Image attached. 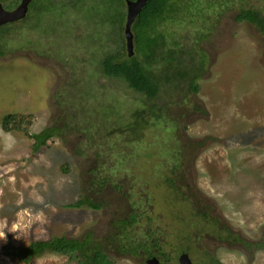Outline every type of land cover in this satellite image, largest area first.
<instances>
[{
    "label": "rangeland",
    "instance_id": "374dc122",
    "mask_svg": "<svg viewBox=\"0 0 264 264\" xmlns=\"http://www.w3.org/2000/svg\"><path fill=\"white\" fill-rule=\"evenodd\" d=\"M249 1L264 9V0ZM45 17L36 29L16 35L18 43H10L0 58V264H19L1 254L7 245L26 246L51 236L77 238L87 231L100 239L111 229V220L132 210L140 215L133 232L137 240L156 238L164 250L180 244L194 264H206L204 254L221 264H264V249L255 247L264 243V39L248 24L236 23L233 12H223L218 17L220 35L206 44L211 54L199 92L188 93L186 107L176 106L179 127L169 122L149 129L145 141L132 148V156L100 153L103 175L111 182L98 190L89 183L97 161L82 132L69 133L65 143L54 139L33 156L32 143L23 134L1 130L3 116L25 113L33 115L31 133H38L60 114L54 105L56 92L71 102L64 94L72 90L68 87L72 69L54 59L52 52L45 51L44 57L32 50L35 45L38 52L51 50L48 41H40L44 35L55 36L53 47H59L58 34L65 24L56 14ZM78 52L80 56L81 49ZM94 81L103 86L99 76ZM112 87L94 85L97 98L91 101H113L123 115L134 95L121 83ZM183 145L191 147L195 159L182 161V168L169 173L179 163ZM101 146L107 150L106 144ZM64 164L69 165L65 174L60 170ZM178 172L186 176L198 204L189 205L162 182L175 179ZM83 192L101 208L68 207ZM191 211L208 212L251 248L218 243L212 224L203 220L200 224ZM147 231L152 237L147 238ZM109 255L114 264L145 262L141 253L136 259ZM32 264L76 263L65 256L44 255Z\"/></svg>",
    "mask_w": 264,
    "mask_h": 264
},
{
    "label": "trees",
    "instance_id": "16d2710c",
    "mask_svg": "<svg viewBox=\"0 0 264 264\" xmlns=\"http://www.w3.org/2000/svg\"><path fill=\"white\" fill-rule=\"evenodd\" d=\"M126 1L136 0H31L22 19L0 26L1 58L6 56L10 43H18L16 35L36 29L43 17L56 14L60 24H65L58 34V48L53 47L57 40L55 36L44 35L40 41L42 44L43 39L48 41L51 50L41 48L38 52L36 48L39 46L36 45L32 50L44 57H47L45 51L52 52L54 59L72 69V81L68 86L72 90L70 94H64L71 102L66 103L61 97L63 94L56 92L54 105L61 110L60 114L53 125L38 133H31L33 115L25 113L3 116L1 130L23 134L32 143L30 149L33 156L49 147L54 139L65 143L69 133L82 132L88 145L93 147L97 161L95 169L90 171L89 183L98 190L111 182L109 175H103L105 171L100 153L132 156V148L145 141L149 129L169 122L179 127L181 120L176 106L183 104L186 107L188 93L199 92V83L207 72L211 54L206 44L220 35L218 17L223 12H233L236 23L248 24L264 39V9L249 0H147L131 24L132 53L129 54L125 40ZM0 4L11 11L17 8L20 0H0ZM73 66L76 67L74 70ZM83 73L87 74L84 79ZM97 76L104 80L101 87L94 81ZM117 83L134 95L132 104L123 115L113 101L104 98L97 104L91 101L97 98L93 94L94 85L108 90L114 89L112 86ZM86 119L94 121V124H86ZM105 144L106 151L100 148ZM194 146L198 147V144ZM190 149L187 145L181 147L179 163L169 173L174 174L182 168V161L195 159L192 152L189 153ZM68 169V164L60 166L63 174ZM175 177H166L162 182L189 205L198 204L199 198L191 192L183 172H178ZM117 188L115 185L114 189ZM68 207L99 210L101 204L83 192ZM139 216L136 210H132L121 218L111 220V229L100 239L94 237L92 231L77 238L51 236L47 240L30 241L26 246L15 248L7 245L1 254L19 264H32L44 255L65 256L76 264H114L110 253L135 259L141 253L143 260L158 256L164 264L175 261L178 253L186 254L183 246L177 243L171 245L172 249L164 250L156 238L137 240L133 232ZM190 216L200 224L202 220L208 225L210 222L214 228L212 235L218 241L229 240L251 248L249 243L229 231L227 225L211 218L208 212L191 211ZM146 233L147 238L152 237L149 231ZM255 247L264 249V243ZM204 255L209 259L206 264H219L208 254Z\"/></svg>",
    "mask_w": 264,
    "mask_h": 264
},
{
    "label": "water",
    "instance_id": "95a60500",
    "mask_svg": "<svg viewBox=\"0 0 264 264\" xmlns=\"http://www.w3.org/2000/svg\"><path fill=\"white\" fill-rule=\"evenodd\" d=\"M30 1L31 0H20V4L17 6V8L11 11L5 10L0 4V26L22 19L27 11V6ZM146 1L147 0H136L135 2L126 1L127 17L125 24V40L126 48L129 54L132 53V35L130 32V27L134 18L138 14L139 10L144 6ZM179 261L180 264H191L186 254H182ZM151 263L157 264V261L152 259L149 264Z\"/></svg>",
    "mask_w": 264,
    "mask_h": 264
},
{
    "label": "flooded vegetation",
    "instance_id": "af4514ba",
    "mask_svg": "<svg viewBox=\"0 0 264 264\" xmlns=\"http://www.w3.org/2000/svg\"><path fill=\"white\" fill-rule=\"evenodd\" d=\"M218 243H222L221 241H217ZM224 242H228V243H230L231 244V241H229V240H227V241H224ZM234 243H238V242H234ZM234 243H232V244H234ZM235 244V245H236ZM238 244H240V243H238ZM242 245V244H241ZM243 246V245H242ZM182 255V253L181 254H179L178 255V257H177V259L175 260V261H171V262H166V263H164V264H180V261H179V259H180V256ZM152 259H155L156 261H157V264H163V262H162V259L160 258V257H152V258H150V259H147V260H144L145 262H144V264H149V262L152 260ZM219 264H221L217 259H215ZM191 261V260H190ZM191 263L192 264H194V262H192L191 261ZM151 264H154V263H151Z\"/></svg>",
    "mask_w": 264,
    "mask_h": 264
}]
</instances>
